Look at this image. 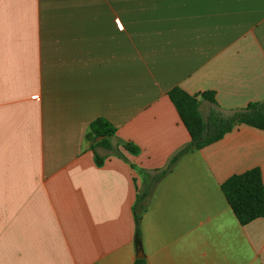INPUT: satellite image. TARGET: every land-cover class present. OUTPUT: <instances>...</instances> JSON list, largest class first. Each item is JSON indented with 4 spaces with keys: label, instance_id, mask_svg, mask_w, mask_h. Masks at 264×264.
<instances>
[{
    "label": "crops",
    "instance_id": "0c3cea01",
    "mask_svg": "<svg viewBox=\"0 0 264 264\" xmlns=\"http://www.w3.org/2000/svg\"><path fill=\"white\" fill-rule=\"evenodd\" d=\"M173 87L201 119L264 100V0H0V264H264V215L241 224L220 187L252 167L264 185L246 124L176 160L136 248L132 165L164 168L190 139ZM99 118L122 156L92 147Z\"/></svg>",
    "mask_w": 264,
    "mask_h": 264
},
{
    "label": "trees",
    "instance_id": "16d2710c",
    "mask_svg": "<svg viewBox=\"0 0 264 264\" xmlns=\"http://www.w3.org/2000/svg\"><path fill=\"white\" fill-rule=\"evenodd\" d=\"M168 97L185 124L190 139L171 156L164 168L148 171L132 165V168L136 169L142 181L133 205L136 248L141 246L140 222L143 212L148 207L154 188L170 171L181 155L218 141L234 127L241 124L264 130V100L249 102L246 106L230 110L227 113L220 111L214 106L201 119L199 101L196 95H190L179 87H173L168 91ZM201 97L213 104L215 103L212 91L201 93ZM115 132L116 129L108 121L99 118L90 123L86 137L91 140L92 147L106 145L109 143L108 137L113 136ZM100 136L102 138L96 140ZM126 144L131 147V151H137L135 145ZM109 148L116 155L122 156L118 148L111 146ZM101 159L96 154L98 163H101ZM220 187L234 215L241 224H246L264 215V185L261 171L258 167H252L244 172L231 175ZM135 264L148 263L146 258L141 257L135 259Z\"/></svg>",
    "mask_w": 264,
    "mask_h": 264
},
{
    "label": "water",
    "instance_id": "95a60500",
    "mask_svg": "<svg viewBox=\"0 0 264 264\" xmlns=\"http://www.w3.org/2000/svg\"><path fill=\"white\" fill-rule=\"evenodd\" d=\"M102 138V136H100V137H98L97 138V140H99V139H101ZM143 255H142V253H141V250L139 249L138 250V254L136 255V258H141Z\"/></svg>",
    "mask_w": 264,
    "mask_h": 264
},
{
    "label": "rangeland",
    "instance_id": "374dc122",
    "mask_svg": "<svg viewBox=\"0 0 264 264\" xmlns=\"http://www.w3.org/2000/svg\"><path fill=\"white\" fill-rule=\"evenodd\" d=\"M124 145H126L127 147H129L127 144H124ZM118 147H120V145L118 146L117 144H115V148H118Z\"/></svg>",
    "mask_w": 264,
    "mask_h": 264
}]
</instances>
